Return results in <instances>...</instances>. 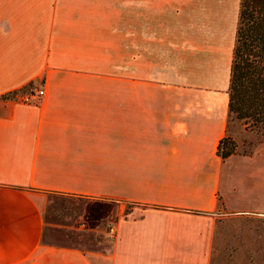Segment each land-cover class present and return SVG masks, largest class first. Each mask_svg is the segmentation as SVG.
<instances>
[{
	"label": "crops",
	"instance_id": "0c3cea01",
	"mask_svg": "<svg viewBox=\"0 0 264 264\" xmlns=\"http://www.w3.org/2000/svg\"><path fill=\"white\" fill-rule=\"evenodd\" d=\"M238 11L0 0V264H222L237 235L261 248L246 229L264 219V152H217ZM26 86L44 92L4 95Z\"/></svg>",
	"mask_w": 264,
	"mask_h": 264
},
{
	"label": "trees",
	"instance_id": "16d2710c",
	"mask_svg": "<svg viewBox=\"0 0 264 264\" xmlns=\"http://www.w3.org/2000/svg\"><path fill=\"white\" fill-rule=\"evenodd\" d=\"M228 94V117L264 133V0H239ZM217 152L227 157L235 152L234 142L222 137Z\"/></svg>",
	"mask_w": 264,
	"mask_h": 264
},
{
	"label": "rangeland",
	"instance_id": "374dc122",
	"mask_svg": "<svg viewBox=\"0 0 264 264\" xmlns=\"http://www.w3.org/2000/svg\"><path fill=\"white\" fill-rule=\"evenodd\" d=\"M226 136L230 138L231 141L235 144V152L238 153H249L253 150L257 149L260 152H264V133L256 130V129H249L244 126L242 121L238 118H236L234 115H230L228 117V123H227V130H226ZM67 203H64L63 200L60 198V201L63 205V208H61L60 212L58 213H67L68 216H71L69 214L74 215L75 217L79 216L78 213V206L76 203L70 202L69 200L64 199ZM125 208L127 209L128 204H123ZM114 222L113 221H107L105 223V229L108 233V235L112 232L111 228L113 227ZM256 229L258 231V244L261 246V248H254L253 241L255 237L252 235L254 233H251L252 231H255ZM247 241H250L251 243H244L245 238H242V240L238 241V235L236 238L237 245L230 249V258L224 259L225 264H264V219L262 221L261 226H253L252 224H248L247 227ZM110 236V235H109ZM261 237V238H260ZM240 244V245H239ZM245 245V247H242ZM257 254V257L255 259V256ZM231 263H228L230 262ZM222 263V264H223Z\"/></svg>",
	"mask_w": 264,
	"mask_h": 264
},
{
	"label": "built area",
	"instance_id": "2783aa9c",
	"mask_svg": "<svg viewBox=\"0 0 264 264\" xmlns=\"http://www.w3.org/2000/svg\"><path fill=\"white\" fill-rule=\"evenodd\" d=\"M44 92L43 88H33L32 86L20 87L4 94L6 97L20 102H35Z\"/></svg>",
	"mask_w": 264,
	"mask_h": 264
}]
</instances>
